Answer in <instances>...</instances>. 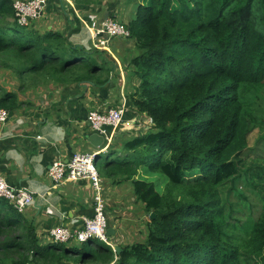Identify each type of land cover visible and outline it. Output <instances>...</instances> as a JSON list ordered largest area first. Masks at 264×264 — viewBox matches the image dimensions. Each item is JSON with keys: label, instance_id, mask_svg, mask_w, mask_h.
Listing matches in <instances>:
<instances>
[{"label": "trees", "instance_id": "1", "mask_svg": "<svg viewBox=\"0 0 264 264\" xmlns=\"http://www.w3.org/2000/svg\"><path fill=\"white\" fill-rule=\"evenodd\" d=\"M33 24L20 26L13 0H0V58L19 91L116 79L105 51ZM126 24L137 51L131 101L152 126L111 146L99 173L132 181L149 214L146 240L117 254L92 238L75 257L69 243L41 244L34 223L0 198V264H264V159H244L257 150L249 148L252 97L264 90V0H143ZM20 107L18 93L0 87V108ZM148 174L167 179L163 192Z\"/></svg>", "mask_w": 264, "mask_h": 264}, {"label": "crops", "instance_id": "2", "mask_svg": "<svg viewBox=\"0 0 264 264\" xmlns=\"http://www.w3.org/2000/svg\"><path fill=\"white\" fill-rule=\"evenodd\" d=\"M142 1L48 0L42 16L33 22L43 20L47 26L46 30L60 32L68 36L73 44L87 49L89 46L93 47V43L84 29V24L91 17H113L128 23L127 18L131 20L135 7ZM116 62L118 68L114 75L116 79L120 77L121 81L110 80L109 86H103L104 88L51 84L22 92L17 87L6 89L3 86L7 91L18 93L21 107L13 112V117L9 118L8 122L0 123V176L5 177L13 187H24L35 192L34 205L21 214L34 223L39 242L43 245L52 242V228L65 225L74 230L82 226L83 217L94 216L95 190L89 181H67L53 187L47 175L50 165L57 160L67 163L75 153L94 152L105 147L104 144L101 148H95L88 141V137L95 133L88 121L89 113L96 109L105 111L126 103L125 127L109 130V137L113 140L108 148L121 145L124 138L118 137L124 128H127L128 132L133 131V124L143 126L147 122L140 118L131 101L132 86L128 80V72L122 69L119 60ZM142 121L144 122L141 124ZM140 135L143 134L130 138ZM101 178L107 203L104 177ZM108 180L117 186L122 184ZM111 215L113 217V213ZM109 224V228L113 230V236L110 237L112 244L114 247L123 245L112 241L118 240L122 231L114 224ZM68 245L73 246L71 242ZM77 256L79 254L75 255ZM57 264L79 263L71 258L63 259Z\"/></svg>", "mask_w": 264, "mask_h": 264}, {"label": "built area", "instance_id": "3", "mask_svg": "<svg viewBox=\"0 0 264 264\" xmlns=\"http://www.w3.org/2000/svg\"><path fill=\"white\" fill-rule=\"evenodd\" d=\"M48 0H13L15 18L20 26L28 27L34 20L39 19L44 11ZM84 29L89 33L95 50H108L110 42L115 38L128 40L131 38V31L127 24L113 17L100 19L91 17L84 24ZM111 48V47H110ZM126 103L116 108L105 109V111L92 110L88 115V121L95 133L105 138V147L94 152H78L72 158L64 163L57 160L52 163L48 169V177L53 187L59 186L65 182H77L87 180L95 190V209L93 217H83L82 226L76 229H70L65 225H58L50 230L52 242L65 244L72 240L79 243H86L92 238H96L115 250L114 245L107 235L109 229L106 215V203L103 194L102 178L97 167L99 154L108 150L112 138L109 137V130H116L125 127ZM10 112L0 108V123L8 122ZM149 126V127H148ZM152 126V120L144 123L143 129H149ZM147 129V130H148ZM146 130V131H147ZM145 131V132H146ZM41 138V136H38ZM0 198L8 200L9 203L20 213L35 203V192L24 187L11 186L5 177L0 176ZM115 264V261L110 263Z\"/></svg>", "mask_w": 264, "mask_h": 264}, {"label": "rangeland", "instance_id": "4", "mask_svg": "<svg viewBox=\"0 0 264 264\" xmlns=\"http://www.w3.org/2000/svg\"><path fill=\"white\" fill-rule=\"evenodd\" d=\"M136 8V7H135ZM119 20V19H117ZM130 19L127 18V21ZM121 21V20H119ZM123 23H127L122 21ZM35 30L38 32H45L46 25L43 20L36 21L33 24ZM136 43L133 39H120L115 38L114 41L110 42V47L108 50H102L106 52V56L114 59V63L119 60L122 64V69L125 72H130L131 69H134L133 64H131V59L134 58L137 54ZM86 49V48H85ZM88 51H92L93 48L91 46L87 47ZM118 68V67H117ZM118 77L116 79L117 82H120L121 79ZM137 85V82H134ZM3 86L6 89L15 88L18 89V80L15 75L11 72V70L3 68V59L0 58V87L3 89ZM22 92H25L22 91ZM132 93V91H131ZM24 94V93H22ZM130 94V90H129ZM252 106L255 112V116L257 117V124L253 125L252 133L250 136V148L256 151H251L248 154L244 155V159L247 161L250 166L251 162L261 161L264 159V141H262V137L264 136V90L260 93H256L252 97ZM141 119H145L148 121L150 118L144 114H139ZM144 121L141 122V124ZM129 126V124L127 125ZM126 126V127H127ZM132 127H135L133 131L125 130L121 131L118 138H124V140L130 138L131 136H135L140 133H144L146 130L143 129L142 125L133 124ZM149 127V126H148ZM262 141V142H260ZM119 147V145H117ZM109 150V148H108ZM107 152H100L99 158L97 161V167L100 169L101 162L105 159ZM147 179L154 181L156 183V188L163 192L166 187L168 181L167 179L159 174L150 175L148 174ZM103 185L107 190V203H106V215L109 223L115 225L117 229L122 231V235L118 240H112L115 244H133L137 242H144L148 236V222H149V214L145 210V206L142 202H138L133 194V183L125 182L121 185H115L110 180L103 178ZM113 186V187H112ZM243 188L245 194L249 197L250 201H259V197L252 192V190L248 191L247 187L243 185L240 186ZM105 195V194H104ZM233 199L237 198L233 194ZM247 210V209H246ZM111 212V213H110ZM113 213V217L112 214ZM128 213V214H127ZM110 214V215H109ZM153 214V213H152ZM108 223V224H109ZM110 225V224H109ZM111 241V240H110ZM72 245L78 250V254H80L83 249L88 248L87 244L79 243L76 240L71 241ZM115 251V250H114Z\"/></svg>", "mask_w": 264, "mask_h": 264}, {"label": "water", "instance_id": "5", "mask_svg": "<svg viewBox=\"0 0 264 264\" xmlns=\"http://www.w3.org/2000/svg\"><path fill=\"white\" fill-rule=\"evenodd\" d=\"M11 117H13V112H10V118ZM91 125V124H90ZM88 141L95 147V148H101L104 144H106V142H105V138L102 136V135H100V134H98V133H94V134H92V135H90L89 137H88ZM151 216H152V218L153 219H155L156 218V215L153 213V214H151ZM107 235H108V237H111V236H113V230L112 229H108L107 230ZM121 247L120 246H116L115 247V252L117 253V254H119L120 252H121Z\"/></svg>", "mask_w": 264, "mask_h": 264}]
</instances>
